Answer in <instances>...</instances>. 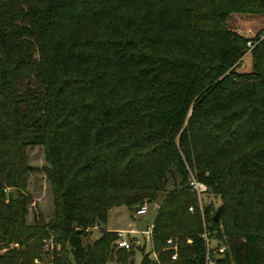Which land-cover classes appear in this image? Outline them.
<instances>
[{
  "label": "trees",
  "instance_id": "obj_1",
  "mask_svg": "<svg viewBox=\"0 0 264 264\" xmlns=\"http://www.w3.org/2000/svg\"><path fill=\"white\" fill-rule=\"evenodd\" d=\"M232 14L264 0H0V264L126 261L131 237L85 239L145 201L140 264H205L204 232L226 245L214 264H264V25L245 36ZM34 144L54 209L27 222Z\"/></svg>",
  "mask_w": 264,
  "mask_h": 264
},
{
  "label": "rangeland",
  "instance_id": "obj_2",
  "mask_svg": "<svg viewBox=\"0 0 264 264\" xmlns=\"http://www.w3.org/2000/svg\"><path fill=\"white\" fill-rule=\"evenodd\" d=\"M228 25L237 29L245 36H252L264 25V15L254 14L251 16L243 14H232L228 19ZM252 66L251 56L246 52L237 65L240 71L250 70ZM26 162L30 165L27 178L26 193L29 196L27 204V222H32L35 218L46 221L51 217L54 209L53 195L47 178L48 163L44 157L43 146L39 144L26 147ZM6 193L9 189H5ZM200 201L203 204L212 203L214 211L219 204V198L210 191H205L200 195ZM156 207L154 203L149 202L147 211L137 214L134 209L126 205L113 206L108 210L107 219L100 223L99 227H93L85 240L91 241L99 234V229H128L134 228V231L128 234L136 242L132 247L133 251L126 261L108 260L105 264H140L143 252L151 250L147 228L152 225L155 216ZM130 221V222H129ZM129 222V223H128ZM213 244V241H211ZM143 247V250L141 249ZM3 249H0L2 251Z\"/></svg>",
  "mask_w": 264,
  "mask_h": 264
},
{
  "label": "built area",
  "instance_id": "obj_3",
  "mask_svg": "<svg viewBox=\"0 0 264 264\" xmlns=\"http://www.w3.org/2000/svg\"><path fill=\"white\" fill-rule=\"evenodd\" d=\"M248 46H251L252 43L250 40L246 42ZM190 185L195 189L197 196H198V201H199V207L201 208V201H200V195L205 192L206 190V185L197 180L194 176H190L189 179ZM148 208V202H143L140 204L138 207H136L135 213L140 214L144 213L147 211ZM189 210H193V207L190 205ZM117 231V244L119 246H123L126 248H129L132 244V241L128 239V234L132 231H134V228L130 227L128 229H116ZM151 231V226H149L146 230V232L150 233ZM202 236L205 238L206 241V252H205V264H214L215 263V258L219 256L225 249L226 245L224 243H221L220 241H213V244L211 243V240L208 239L207 237V232H204ZM166 243L168 244V247H172L173 249H176L175 245L173 244L172 239L169 237L166 239ZM172 258L176 257V250L173 251L171 254Z\"/></svg>",
  "mask_w": 264,
  "mask_h": 264
},
{
  "label": "water",
  "instance_id": "obj_4",
  "mask_svg": "<svg viewBox=\"0 0 264 264\" xmlns=\"http://www.w3.org/2000/svg\"><path fill=\"white\" fill-rule=\"evenodd\" d=\"M219 211H220V205H217L214 211V219H218L219 218Z\"/></svg>",
  "mask_w": 264,
  "mask_h": 264
},
{
  "label": "crops",
  "instance_id": "obj_5",
  "mask_svg": "<svg viewBox=\"0 0 264 264\" xmlns=\"http://www.w3.org/2000/svg\"><path fill=\"white\" fill-rule=\"evenodd\" d=\"M129 222H130V221H129ZM129 222H128V223H129ZM116 229H117V228H116Z\"/></svg>",
  "mask_w": 264,
  "mask_h": 264
}]
</instances>
